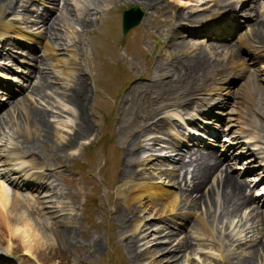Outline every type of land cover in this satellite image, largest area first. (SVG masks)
I'll list each match as a JSON object with an SVG mask.
<instances>
[{
	"label": "rangeland",
	"instance_id": "374dc122",
	"mask_svg": "<svg viewBox=\"0 0 264 264\" xmlns=\"http://www.w3.org/2000/svg\"><path fill=\"white\" fill-rule=\"evenodd\" d=\"M36 1L0 0V20L21 17L23 13H27ZM43 1L51 3L50 0ZM43 1L39 0L40 4H43ZM97 1L64 0L65 12L49 28L51 31H55L49 32L50 35L45 33L54 47L58 49L59 59H64L67 62V55L76 51L78 67L71 72L72 77L66 76L63 81H59L64 77L63 74H60V71L63 70L62 64L58 63L56 66H52L50 62L55 65L54 58L43 53L36 58L35 62L36 69L42 67L43 71L37 69V79L32 82L31 89L35 90L43 82L48 85L49 90L47 88V92H42L41 96L35 94V97H32L30 96L32 91L30 92L29 88L26 97L23 95L21 101L10 103L8 108L0 115L1 146L18 145L24 153L27 152V146L25 142L22 144L21 141L22 138H29L27 136L28 114L26 111L31 112L33 115L34 113H41L45 116V120H47L55 135L61 136L64 140H69L74 136L76 128L81 127V121L78 120L80 110L69 103L70 101L67 98L71 92H73L72 95L83 94V92L87 95L86 122H83L82 128H85L89 122L92 124L93 131L88 137L81 139L72 150L71 147H66L64 149L65 153L25 154L28 157L26 160L32 162V166L35 165L36 171L46 172L52 180L51 182H44V188L50 184L51 186L42 193L43 198L39 200L40 203L36 204V209H30L31 214H26L30 219L41 220V226L47 234L55 231L57 243H53L40 251L39 258L41 262L46 264H150V262L155 264H242L244 261L249 260L250 256L252 257V250H255L264 235L262 233L264 232V226L256 223L260 215L264 217V209L261 210L262 213H258L255 210V205L249 204L234 212L236 213L234 215L223 211L220 204L223 195L222 187L220 189L217 184H223L224 178L226 182L229 181L226 184L227 186L231 184V187H237L235 184L240 183L244 186L245 196H248L247 198L251 201L254 200L252 192L258 191V186L261 185L259 180L264 176V80L260 82L255 79V83H257L255 88L252 90L249 86L251 84H249L246 85V87H249L247 88L249 90H247L242 75V77L240 75H237L239 77L229 75L230 84L237 77L231 89L217 91L215 97L218 103L214 102L215 105L210 103L203 112L209 119L212 116L215 117L211 110L215 112V115L223 118L221 137L217 146L221 151L220 153L225 154V159L230 157L228 161L224 160L222 162L221 159H224V156L221 155L217 157L220 158L222 163L215 158L211 162L203 159L191 163L190 156L188 158V155H183V153L180 157L184 159L182 164H186L187 169L185 168V171L178 170V164L175 165L163 158L154 161L155 158L161 156L158 154V150L162 146L166 148V150H163V154L168 152L169 155L170 152L175 151L173 149H171L173 151H167L169 150V141L166 144L164 137L167 126L159 118L165 120L173 118L178 122L183 120L182 116L175 113V108L167 111L166 114L164 110L170 109L171 103L180 102V99L185 95L195 93L193 91L192 93L180 94L181 90L185 91L182 88L187 87H184L183 84L187 81L185 75H188L187 77L190 79L191 83L189 85L191 88L195 86L201 90H197L198 93L193 95L197 97L194 101L186 98L182 103L181 111L187 113L190 111V107H199L201 101L197 99L200 96L203 98V92L210 94L211 85H215L213 84L214 78L218 79V76L225 71L223 64L227 57L234 54L237 58H240V54H238L235 44H231L233 48L224 54L214 50L208 51V49L202 52L204 45L207 46L205 38L210 31L207 34L203 31L199 34L196 31L198 23L184 22L183 24L186 27L182 30H178L177 27L172 28L174 27L173 21L179 23V20L185 19L187 16L194 14L192 12L197 11L192 7L195 3H192L191 0L190 2L189 0H148L152 4L144 2V0H112L101 5H98ZM192 1L196 2V0ZM201 1L205 2L206 0ZM208 1L207 5L212 7L211 0ZM240 1L223 0L224 4L236 2L234 5L237 8L242 3L237 4ZM131 4L141 7L145 14L139 26L123 37L120 22L121 13ZM245 4L247 6L243 11L238 12V9L228 13L230 15L229 21L235 23L234 28L236 29L246 26L245 21L248 20V23H250L252 20V15L247 17V13H249L247 7L250 3L245 2ZM217 5L221 6L220 3H217ZM217 11L218 9H213V12ZM40 12L42 16H46L44 11ZM198 14H204V12ZM257 15L261 17L260 20H264V13ZM85 18L89 19L86 21ZM80 20L89 23V27L84 26L85 28H83ZM248 32L246 26L242 36H245L247 41H251ZM178 33L190 40L192 49L189 46L187 49L186 47L182 48L183 51L173 50L174 47L171 46L170 40L178 41L176 39ZM69 45H73L75 51L73 48H70L69 51L66 50ZM128 45H134L135 47L128 48ZM214 47L215 44L209 45L211 49ZM261 52H264V48ZM193 53L195 54L193 55ZM187 54L192 57L197 54L205 55L211 61L209 73L202 74L201 78L189 73L185 68V61L187 63L190 60ZM263 57L264 53L260 55V60ZM70 59L73 60L71 56ZM65 62L63 64H66ZM255 68V65L250 67L253 71ZM157 69L161 71L158 75L155 72ZM251 75H253L251 72L246 73V76ZM217 85L220 86L221 84ZM259 85L263 86L260 87ZM82 86L87 88L81 91ZM162 88L164 92L160 94L159 90ZM152 89L154 90L152 91ZM76 90L80 91L75 93ZM133 92L135 93L133 94ZM250 92V102L248 101L242 106L241 97ZM156 93L159 95L157 96ZM140 95L142 98H139ZM134 96L136 99L144 101V106H140L139 111H135L133 109L134 105L131 104V101L135 98ZM159 98L160 100L165 99V101L158 118L152 122L151 130L142 134V139L138 138L134 142L135 133L140 132L144 125L142 123L144 111L150 107L149 105L152 106V104L160 102ZM191 103L194 104L190 106ZM206 104L207 100L204 102V105ZM210 105H214V109ZM220 106L222 107L220 108ZM217 107L218 109H216ZM249 117H252L250 119L252 121L246 120ZM121 124L125 129L129 127L133 129L134 132L130 140L134 141L131 144L125 145L118 136V129ZM157 126H159V129L155 128ZM30 128L32 130L33 127ZM161 132L164 134H161ZM247 132H251L252 136H247ZM125 135H127L126 131ZM172 135L176 136L175 131ZM184 141L188 143L192 140ZM230 142L241 144L226 152L225 148L228 147ZM195 143L197 146L198 142ZM242 155H244L243 159H234ZM60 156L62 157L60 158ZM174 158L177 159V157ZM126 160H129L131 169H134V177L136 176L141 181L151 182L156 186H162L165 190L179 194L181 199L175 215L168 217L156 215L150 209L142 212L140 205L134 202L132 206L136 208L135 221L140 223L141 226L137 232L134 228H130L132 230L124 234L119 228L116 212L119 208L127 210L128 207L123 197L119 195L120 188L124 185L121 174ZM181 160H178V162ZM199 162L203 164L210 163L209 165L217 164L218 166L213 167L217 168V171L213 172V170L214 174H210L205 183L195 189L197 182H194L192 178L197 172V163ZM73 166L77 167V171L72 170ZM29 167L30 165L27 166V169ZM252 170L254 172L250 173ZM134 177L132 176V178ZM1 183L8 186L3 180ZM129 185L127 184V187ZM241 193H243V189L239 194ZM31 205H34V203H31ZM194 206L195 209H193ZM138 210L140 211L139 214ZM45 212L53 217L52 225L46 223ZM13 215L20 218L25 214L20 215L16 212ZM176 215H179L177 217L179 219L176 218ZM184 216L188 218L186 223L180 219ZM261 220L264 219L261 218ZM144 223L148 224L146 228H143ZM12 225L15 229L22 226V224L17 225L16 222ZM173 225L180 227L177 229L179 234L168 241L164 239V235L168 231L167 229H176ZM204 226H207L209 231L203 236L195 228H203ZM66 230L74 232L69 239L62 235ZM90 234L96 235L101 244V251L96 255L89 254L87 244H89L88 235ZM184 239H187L186 247L189 246L188 249L181 250L180 253L179 251L174 252ZM7 244V234L0 236V245L6 247ZM128 245L131 247H128ZM132 249L137 256L136 261L129 254ZM169 250L172 252H169ZM16 255L24 260L20 255ZM173 255H177V259H170ZM263 255L264 252L262 254L260 251L253 261L254 264H264ZM25 263L24 260L22 264Z\"/></svg>",
	"mask_w": 264,
	"mask_h": 264
},
{
	"label": "bare ground",
	"instance_id": "6f19581e",
	"mask_svg": "<svg viewBox=\"0 0 264 264\" xmlns=\"http://www.w3.org/2000/svg\"><path fill=\"white\" fill-rule=\"evenodd\" d=\"M107 1V3H109L112 0H98V5H101L103 3H105ZM93 2V1H92ZM144 2H147L149 4H152L151 2H148V0H144ZM225 2H223V0L220 1V4L223 5ZM106 4V3H105ZM214 4L216 5V2H214ZM93 5V4H92ZM110 5V4H109ZM3 6V5H2ZM1 6V7H2ZM223 6H229V4L223 5ZM91 8V7H90ZM93 8V7H92ZM11 9V8H10ZM95 9V8H94ZM97 9V8H96ZM87 10V8H86ZM98 11L100 12L99 8ZM90 12V10H89ZM97 12V11H96ZM212 10H208L205 11L204 14H194V16L191 17H187L185 19L182 20H177L179 23H176L173 21V25L174 27L172 28H185L186 26H183L180 23L183 22H193V23H201L200 25L203 24V22L206 21V18L211 16L212 17ZM88 14V13H87ZM90 15V14H89ZM86 19V18H85ZM83 19V20H85ZM89 19V18H88ZM86 19V21L88 20ZM256 19V18H255ZM92 20V19H91ZM203 20V21H202ZM64 21H66L64 19ZM82 21V20H80ZM79 21V22H80ZM86 21H82L81 24L83 26V28H85L84 26L89 27V23H87ZM89 22V21H88ZM66 23V22H65ZM93 23V22H92ZM80 24V25H81ZM239 24V23H238ZM53 26V25H52ZM214 29L218 30L220 29L218 25H214L213 26ZM88 29V28H87ZM89 30V29H88ZM192 30V29H191ZM190 30V31H191ZM229 30H231V28H229ZM53 32L55 30H52ZM51 29H48L47 33H52ZM86 31V30H84ZM178 31V30H177ZM232 31V30H231ZM177 33V32H176ZM180 33V32H179ZM178 33V34H179ZM249 33V32H248ZM187 34V33H186ZM191 34V33H190ZM200 34V33H199ZM207 34V33H206ZM209 34V33H208ZM50 35V34H49ZM54 35V34H53ZM181 36V34H179ZM177 35L176 36V40H170V44L171 46L174 47L173 50L175 51H183L181 50L182 48L189 47L190 49H192L191 44H189L187 41H181L180 40V36ZM194 35V34H193ZM226 35V34H225ZM248 35V34H247ZM249 35L251 36L252 41L255 43V45L258 44H262L264 43V23H262L261 21L255 20V22H253L252 26H251V30ZM6 36L3 32L0 31V41L2 40V37ZM49 37V36H48ZM53 37V36H52ZM175 39V38H174ZM239 42V41H238ZM228 44L226 45H220L218 48L222 51L227 49ZM262 48V47H261ZM259 47V49L255 48V51H260L261 49ZM15 49V48H13ZM200 49V48H199ZM198 49V50H199ZM196 50V49H195ZM201 50V49H200ZM199 50V51H200ZM233 50V49H232ZM253 50V52H254ZM227 52H229V49L226 50ZM241 51V50H240ZM205 52V51H202ZM201 52V53H202ZM225 52V51H224ZM176 53V52H175ZM178 53V52H177ZM188 53V52H187ZM190 53V52H189ZM199 53V52H198ZM234 53V52H233ZM70 56L74 59L75 57V53H69ZM195 53H193L194 55ZM205 54V53H204ZM224 54V53H223ZM236 54V53H235ZM188 55V54H187ZM227 55V54H226ZM225 55V56H226ZM177 56V55H176ZM189 56V55H188ZM190 60H188V62L186 63L185 61V68L186 70L193 74L194 76H197V78H201L202 74H208L209 71L211 70V61L203 54H197L196 56L192 57L189 56ZM216 58V57H215ZM219 59V58H218ZM217 59V60H218ZM240 59V58H239ZM258 58L256 56H253V58H250L252 62L251 65H255V70L257 71L256 73H254L251 76H246V73L248 72V69H250L251 65L249 66L247 63H242L241 61L237 60L236 58H233L231 56L227 57V59L224 61L223 66L227 69L225 74H221V76H219L220 78H224L223 76H227L224 79L221 80H217V84H221L219 87L220 89H222L223 87L226 88V86H231L230 82H229V75H242L241 77L244 79V83H245V88H249L248 86L246 87V85L251 86L250 88H255L256 84L255 83V79L257 80H261L263 82L264 80V68H259L256 65V60ZM72 62V60L70 61ZM213 63V62H212ZM264 62L262 61V64ZM70 64V63H69ZM69 64H63V72L67 75L72 77V71L73 68L72 67H68ZM261 64V65H262ZM67 65V66H66ZM54 66V65H53ZM220 66V65H219ZM68 67V68H67ZM174 67V66H173ZM216 67V66H215ZM214 67V68H215ZM263 67V66H262ZM184 68V67H183ZM217 69V68H216ZM220 69V68H219ZM223 69V68H222ZM216 71V70H214ZM221 71V70H220ZM156 74H160L161 71L160 70H155ZM166 72V71H165ZM212 72V71H211ZM218 72V71H217ZM176 73V72H175ZM178 73V72H177ZM163 74V73H162ZM218 74V73H216ZM244 74V75H243ZM67 75V76H68ZM81 75V74H80ZM173 75V74H172ZM210 75V74H209ZM215 75V74H214ZM168 76V75H167ZM188 76V75H187ZM185 75V79L187 80L186 82H183L184 87H186L185 89L182 88L185 91H180V94H184V93H192L193 91H195V93L197 90L199 91L200 89L195 87V86H191L189 85L190 79ZM216 76V75H215ZM42 77V76H41ZM75 77H77L75 75ZM85 77V76H84ZM83 77V79H84ZM160 77V76H159ZM210 77V76H209ZM65 78V77H63ZM164 78V77H163ZM178 78V77H177ZM205 78V76H204ZM42 79V78H41ZM46 79V78H45ZM79 79V78H78ZM82 79V78H81ZM157 79V77H156ZM176 79V78H175ZM193 79V78H192ZM206 79V78H205ZM216 79V78H215ZM70 80V79H69ZM75 80V78H74ZM155 80V79H154ZM159 80V79H158ZM178 80V79H176ZM184 80V79H183ZM65 81V80H64ZM72 81V80H71ZM70 81V82H71ZM260 81V82H261ZM83 82V81H82ZM161 82V81H160ZM201 82V81H200ZM208 82V81H207ZM210 82V81H209ZM208 82V83H209ZM40 83V82H39ZM48 83V82H47ZM163 83V82H161ZM196 83V82H195ZM50 84V83H49ZM85 84V83H84ZM83 84V85H84ZM156 84V83H155ZM182 84V83H181ZM217 84H215L216 86H218ZM195 85V84H194ZM50 86V85H49ZM151 86V85H150ZM178 86V85H177ZM180 86V85H179ZM260 86V85H259ZM263 86V85H261ZM260 86V87H261ZM77 87V86H76ZM85 87V86H84ZM159 87V86H158ZM156 87V88H158ZM165 87V86H164ZM181 87V86H180ZM202 87V86H201ZM204 87V86H203ZM48 88V85L46 83L42 82V85L38 86L35 90H33V94L35 93L38 96H41L42 92L46 91ZM87 87L83 88V86L81 87V91H84L83 89H86ZM140 88V87H139ZM143 88V87H142ZM166 88V87H165ZM211 90L209 91V93H211L212 91H215L216 88L215 87H210ZM244 88V89H245ZM137 89V88H136ZM177 89V87H176ZM192 89V91H190ZM258 89V88H257ZM49 90V88H48ZM51 90V89H50ZM80 90H76L74 91L75 93L80 91ZM151 90V88H150ZM154 89H152L153 91ZM167 90V89H166ZM249 90V89H247ZM73 91V90H72ZM156 91V90H155ZM201 91V90H200ZM203 91V90H202ZM251 91V90H250ZM47 92V91H46ZM137 92V91H136ZM157 92V91H156ZM162 92H164L163 88L159 90V93L161 94ZM258 92V91H257ZM73 92H71L68 96V100L70 101L69 103H71L72 105L76 106V109L78 108L80 110L79 112V117L78 120H80L81 122V127H77L75 134L73 137H71L69 140H64L61 136H57L54 134V132L52 131L51 127L49 126L47 120H45L46 118H44L45 116H43L41 113H34V115L28 111H26L27 115V130H28V134L27 136L29 138H22V144H24V142L26 143V151L23 153V149H21L18 145H13V144H9L8 145H4L1 146L0 143V236L6 235L8 236V244L6 245V247H2L0 245V262H5L8 261V259L6 258V255H12V254H18L20 255L27 264H46L41 262L40 258H39V254L40 251L44 250L45 248H47L49 245L53 244V243H57V239L55 236V231H51V234H47L46 231L42 228L39 219H30L27 215H30V206L31 205L30 202H28L27 199L31 198L32 195L31 193L27 190L28 189V182L30 184H34V188L37 189L38 192H40L44 186V182L45 181H49L46 177L44 172L41 171H36L35 169V165L32 166L33 164H31L30 162H28L26 159H28V157H26L25 154H41L42 152H64L66 147H71L70 149L72 150L76 145H78L79 141L85 137H88L92 131H93V127L92 124L87 123V126L85 128H82V125L84 124L83 122L86 119V110L85 108L88 106L87 102H86V97L87 95L85 94V92H83V94H73ZM135 92H133L134 94ZM193 92V94H188L185 95L183 99L181 100H185L186 98H193V95L195 94ZM227 93V92H226ZM229 93V92H228ZM244 93V92H242ZM260 93V91H259ZM132 94V96H133ZM137 94V93H136ZM145 94V93H144ZM152 94V93H151ZM157 94V93H156ZM182 94V95H183ZM44 95V94H43ZM142 95V94H141ZM141 95L139 96V98H142ZM149 95V94H148ZM159 94H157L158 96ZM197 95V94H196ZM243 95V94H242ZM131 96V97H132ZM150 96V95H149ZM241 96V95H240ZM135 97V96H134ZM163 98V97H162ZM181 98V97H180ZM197 98V97H194ZM250 98H251V92L250 93H246V95L241 97V105L243 106L244 103L246 104L248 101L250 102ZM254 99V98H253ZM66 100V99H65ZM160 100V98H159ZM192 100V99H191ZM165 99L160 100V102H156L155 104L149 105L150 107L148 109H144L145 113L142 116L143 121L142 123H144V125L141 128L140 132L135 133L136 134V138L135 141L138 140V138L140 139L142 136V134L146 133L148 130H151V124L152 122L158 118L159 116V112L161 111L162 105L164 104ZM203 101V100H202ZM144 102V101H143ZM143 102L139 99H136V97L131 101V104L134 105L133 109L136 111L140 108V106H144ZM188 102V101H187ZM147 103V102H146ZM153 103V102H152ZM194 104V103H192ZM173 105H180V103L177 101V103L173 102ZM203 105V102H202ZM90 106V104H89ZM240 106V104H239ZM251 106V104H250ZM172 106H170L169 108H171ZM222 106H220L221 108ZM238 107V106H237ZM249 107V105H248ZM144 108V107H143ZM142 108V109H143ZM244 108V107H243ZM250 108V107H249ZM241 109V108H240ZM239 109V111H240ZM89 110V109H88ZM243 110V109H242ZM139 111V110H138ZM218 111V110H217ZM244 111V110H243ZM246 112V111H245ZM249 112V111H248ZM247 112V113H248ZM140 113V112H139ZM241 113V111H240ZM253 113V112H252ZM45 114V113H44ZM245 114V113H244ZM30 115V116H29ZM240 115V114H239ZM243 115V113H242ZM249 115V114H248ZM241 116V115H240ZM47 117V116H46ZM244 117V115H243ZM48 118V117H47ZM182 118V117H181ZM183 119V118H182ZM252 119V117H249L248 119L246 118V120H250ZM125 121V119H123ZM252 121V120H250ZM253 121H255L253 119ZM86 122V121H85ZM246 122V121H244ZM247 123V122H246ZM4 124V123H3ZM161 125V124H160ZM1 126V125H0ZM33 127L32 130L30 127ZM3 127V125H2ZM248 127V125H247ZM156 129H159V126L155 127ZM155 129V130H156ZM189 131L192 132V130L190 128H188ZM263 129V128H262ZM163 130V129H162ZM125 131L127 133V135H125ZM119 137L121 139V141L125 144H131L132 141L130 140L132 134H133V129L132 128H127L125 129L123 127V125L121 124L119 129ZM160 132V131H159ZM164 132V131H163ZM163 132H161V134H164ZM140 133V135H139ZM158 133V132H157ZM148 134V133H147ZM252 136V135H251ZM145 137V136H144ZM250 138V137H249ZM253 138V137H252ZM258 138V137H257ZM142 139V138H141ZM155 139V137H154ZM247 139V138H246ZM130 140V141H129ZM152 140V139H151ZM158 140V139H157ZM191 143L196 146L197 142L196 140H193L192 138H190ZM249 140V139H248ZM253 140V139H252ZM251 140V141H252ZM150 141V140H149ZM155 141V140H154ZM160 141V140H159ZM158 142V141H157ZM186 142V141H184ZM152 143V142H151ZM187 143V142H186ZM232 143V142H230ZM235 143V142H234ZM244 143V142H243ZM134 144V143H133ZM136 144V143H135ZM236 145L238 144L237 142L235 143ZM131 146V145H129ZM227 146V145H226ZM4 147V148H3ZM3 148V149H2ZM129 148V147H128ZM25 150V149H24ZM70 150V151H71ZM174 150V149H173ZM242 150V149H241ZM234 151V150H233ZM65 153V152H64ZM136 153V152H135ZM238 153V152H237ZM236 153V154H237ZM45 154V153H44ZM42 155V154H41ZM49 155V154H48ZM53 155V154H52ZM68 155V152H67ZM131 155V154H130ZM133 155V154H132ZM131 155V156H132ZM168 155L165 154V156ZM239 155V154H238ZM252 155V153H251ZM28 156V155H27ZM33 156V155H32ZM58 156V155H56ZM162 156V155H161ZM164 156V158H165ZM179 156V154H178ZM30 157V156H29ZM55 157V156H53ZM62 156H60L61 158ZM134 157V156H133ZM132 157V160H133ZM189 158V156H188ZM55 159V158H54ZM64 159V158H63ZM66 159V158H65ZM128 159V158H127ZM130 159V158H129ZM140 159V158H139ZM156 159V158H155ZM170 159H175L174 157H171ZM183 159L182 157H178L176 159L177 160H181ZM30 160V159H29ZM60 160V159H59ZM62 160V159H61ZM138 161V160H137ZM146 161V159H145ZM162 161V160H161ZM222 161V160H221ZM48 162V161H47ZM159 162V161H158ZM183 160L177 162L178 164V170H184L186 168V164H182ZM204 162V161H203ZM46 163V162H45ZM49 163V162H48ZM222 163V162H221ZM132 164V163H131ZM210 163H197V172L196 174L193 175V181L197 182L195 189L199 188V185L205 183L207 177L210 174H214L213 172L217 171V168H213L218 166L217 164H213V165H209ZM227 164V163H226ZM264 164V163H263ZM30 165L29 169H27V166ZM47 165V164H46ZM135 165V164H133ZM261 165V164H260ZM50 166V165H48ZM211 166V167H209ZM43 167V166H42ZM54 167V166H53ZM49 168V167H48ZM187 169V168H186ZM194 169V168H192ZM214 170V171H213ZM185 171V170H184ZM194 171V170H193ZM213 171V172H212ZM264 171V170H263ZM134 169H131V166L129 164V160H126L123 164V170H122V177L121 180L124 183V185L121 186L120 191H119V195L120 197L122 196L123 199L125 200V204L128 206L127 210H124L122 208H119L117 210V220L119 222V228L121 231H123L124 234H127L128 232H130V228H134L135 232H137L141 226L140 223H136L135 218H136V208L135 206H132V204L134 202H137L140 207L142 208V212L150 209L153 211V213H155L156 215H160L161 217H168V216H173L175 215L176 211H177V207L178 204L180 202L181 197L179 196V194H175L174 192H171L170 190H165V188H163L162 186H156L154 184H152L151 182H145V181H141V179H138L136 176L134 177ZM212 172V173H211ZM189 174V173H188ZM220 174V173H219ZM222 174V173H221ZM132 176L134 178H132ZM185 176V175H184ZM221 176V175H219ZM1 177L5 180H7L8 182H10V184L15 187V188H11L10 186H6L5 184L1 183L2 179ZM53 177V176H52ZM224 177V176H223ZM177 179V177H176ZM225 179V178H224ZM223 179V184H217L218 187L221 189L222 187V199H221V207L223 211H226L227 213H231V214H236L234 212H236L237 210H239L241 207L245 206V205H249L250 203V199L247 198L244 194V186H242V184L240 183H236L235 185L237 187H231L230 185H226L229 181L226 182V179ZM240 180V179H239ZM241 181V180H240ZM127 184H130L129 187H127ZM31 186V185H30ZM24 189V191H22L21 189ZM241 189H243V193L239 194ZM27 190V191H26ZM216 192V190H215ZM183 196V195H182ZM249 199V200H248ZM67 205V204H66ZM198 205V204H197ZM29 207V208H28ZM198 207H200L198 205ZM253 207V206H252ZM139 210H141L140 208H138ZM193 209H195V206L193 207ZM138 210V214L139 211ZM8 212V213H7ZM18 212L20 215L21 214H25L23 217H14L13 213ZM256 212V211H255ZM5 213H7V215H5ZM11 216H10V214ZM257 213V212H256ZM256 213H254L256 215ZM260 213V212H258ZM27 214V215H26ZM252 214V213H251ZM228 215V214H227ZM260 215V214H259ZM8 216V217H6ZM44 216H46V223L48 225H52V216L50 214H48V212L44 213ZM232 216V215H231ZM252 216V215H251ZM14 218V219H12ZM183 219V221L186 223V221L188 220L187 216L181 217ZM256 218V217H255ZM261 218L264 219V217H262L260 215L259 220H256V223L260 226H264V220H261ZM134 221V223H133ZM16 222L17 225H21L20 227H17L15 229V227L12 225V223ZM254 225V224H253ZM148 224L144 223L143 224V228L147 227ZM179 226L175 225L174 230H170L167 229L168 231L166 232V234L164 235V239L166 240H172L173 237L178 236L179 232L177 229ZM199 233H201L203 236L206 235L209 231L207 226H204L203 228L200 227H196L195 228ZM263 230V229H262ZM54 233V234H53ZM264 233V232H262ZM74 234L73 231L71 230H66L65 232H63V236L66 239H69L72 237V235ZM89 237V244H87V247L89 248V254L91 255H96L98 253H100L101 251V244L100 241H98V237H96V235H88ZM76 239V238H75ZM77 240V239H76ZM186 242L187 239L184 241H181V243L177 246V248L174 250V252L176 251H180L181 250H186L188 249V247H186ZM78 243V242H76ZM169 243V242H168ZM171 243V241H170ZM18 244V245H17ZM128 247H131L130 245H128ZM253 249V247H252ZM155 250H159V249H155ZM166 250V249H164ZM161 251V250H159ZM163 251V250H162ZM264 252V235L261 239V241L259 242V244H257L255 250H252V257H249V260L244 261L242 264H254V259L255 257H257V255L259 254V252ZM169 252H172L171 250H169ZM251 252V251H250ZM182 253V252H181ZM129 254L131 255V257H133L135 259V261L137 260V256L135 255V253L133 252V249L129 252ZM146 257V256H143ZM142 258V256H141ZM177 259V255H173L172 257H170V259ZM264 258V255L263 257ZM144 259V258H143ZM248 259V258H247ZM25 263V264H26ZM150 264H155L154 262H150Z\"/></svg>",
	"mask_w": 264,
	"mask_h": 264
},
{
	"label": "water",
	"instance_id": "95a60500",
	"mask_svg": "<svg viewBox=\"0 0 264 264\" xmlns=\"http://www.w3.org/2000/svg\"><path fill=\"white\" fill-rule=\"evenodd\" d=\"M142 17V12L139 8L132 7L129 11L124 12L123 15V34H126L133 27L137 26Z\"/></svg>",
	"mask_w": 264,
	"mask_h": 264
}]
</instances>
